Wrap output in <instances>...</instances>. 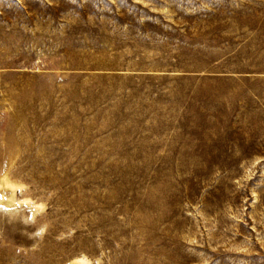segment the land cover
<instances>
[{"label":"rangeland","instance_id":"374dc122","mask_svg":"<svg viewBox=\"0 0 264 264\" xmlns=\"http://www.w3.org/2000/svg\"><path fill=\"white\" fill-rule=\"evenodd\" d=\"M0 264H264V0H0Z\"/></svg>","mask_w":264,"mask_h":264},{"label":"bare ground","instance_id":"6f19581e","mask_svg":"<svg viewBox=\"0 0 264 264\" xmlns=\"http://www.w3.org/2000/svg\"><path fill=\"white\" fill-rule=\"evenodd\" d=\"M22 105V104H21Z\"/></svg>","mask_w":264,"mask_h":264}]
</instances>
